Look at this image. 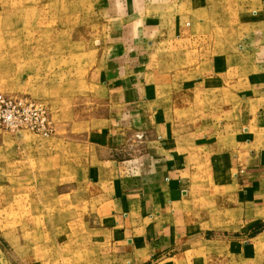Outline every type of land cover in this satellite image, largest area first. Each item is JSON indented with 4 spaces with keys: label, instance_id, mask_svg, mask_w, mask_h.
Wrapping results in <instances>:
<instances>
[{
    "label": "crops",
    "instance_id": "crops-1",
    "mask_svg": "<svg viewBox=\"0 0 264 264\" xmlns=\"http://www.w3.org/2000/svg\"><path fill=\"white\" fill-rule=\"evenodd\" d=\"M100 3L111 46L88 80L109 106L83 178L111 226L101 263L194 264L204 173L225 180L238 154L264 172V0ZM195 43L199 65L179 70Z\"/></svg>",
    "mask_w": 264,
    "mask_h": 264
},
{
    "label": "rangeland",
    "instance_id": "rangeland-1",
    "mask_svg": "<svg viewBox=\"0 0 264 264\" xmlns=\"http://www.w3.org/2000/svg\"><path fill=\"white\" fill-rule=\"evenodd\" d=\"M99 2L0 0V93L44 102L52 126L46 137L0 128V264H102L111 226L83 178L109 106L107 92L88 80L111 46ZM193 48L189 57L181 49L188 59L179 70L199 65L201 49ZM134 138L143 144L145 133ZM235 161L225 180L205 172L198 186L194 264H264V172L247 170L240 154Z\"/></svg>",
    "mask_w": 264,
    "mask_h": 264
},
{
    "label": "built area",
    "instance_id": "built-area-1",
    "mask_svg": "<svg viewBox=\"0 0 264 264\" xmlns=\"http://www.w3.org/2000/svg\"><path fill=\"white\" fill-rule=\"evenodd\" d=\"M0 128L26 130L41 137L52 132L44 102L24 95L0 93Z\"/></svg>",
    "mask_w": 264,
    "mask_h": 264
}]
</instances>
